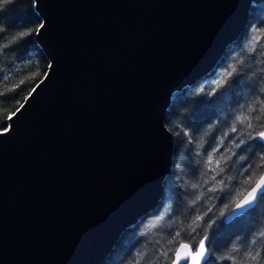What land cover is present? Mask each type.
Instances as JSON below:
<instances>
[{"label":"water","instance_id":"95a60500","mask_svg":"<svg viewBox=\"0 0 264 264\" xmlns=\"http://www.w3.org/2000/svg\"><path fill=\"white\" fill-rule=\"evenodd\" d=\"M254 1L39 0L52 67L0 135V264H99L157 205L171 96L217 65Z\"/></svg>","mask_w":264,"mask_h":264},{"label":"trees","instance_id":"16d2710c","mask_svg":"<svg viewBox=\"0 0 264 264\" xmlns=\"http://www.w3.org/2000/svg\"><path fill=\"white\" fill-rule=\"evenodd\" d=\"M30 5L31 0H0V23L27 22L35 11ZM253 37L260 39L257 41ZM237 61L243 63L237 64ZM48 64L35 37L16 47L15 51L6 49L0 53V74L9 76L4 81L0 75V130L7 125L8 116L42 79ZM231 66L246 73L243 79L231 87L225 85L213 104L194 105V92L199 86L206 79H214L215 72H223ZM261 68H264V0H255L245 28L225 49L217 65L193 85L173 94L164 117V124L172 133V168L163 183L162 196L149 213L120 235L99 264H170L180 243L186 242L195 248L200 238L212 232L207 224L209 218L218 219L223 204L230 202L232 207L264 172V161L259 159L264 149L254 147L250 152L242 153L246 160L233 155L239 152L233 140L240 133L247 140L249 131L248 121L239 124L237 116L243 118L249 115V108L256 109L251 114L252 131L264 130L256 121L257 116L264 119ZM233 125L239 133L231 132ZM217 148L219 151L214 152ZM210 155L211 164L208 163ZM248 164L251 168L245 172ZM221 168L224 172L217 175ZM249 177L251 183L245 184ZM221 179L227 186L225 191L209 192V188L224 187L217 183ZM209 208L212 212H208ZM197 215L202 217L200 221L196 220ZM260 232H264V205L255 206L245 217H233L225 222L213 235L211 264H217L222 257L233 258L224 259L223 264H254L247 253L255 254L256 250L264 249V237L259 236ZM163 252L168 253V260L163 255L157 258L158 253Z\"/></svg>","mask_w":264,"mask_h":264},{"label":"snow or ice","instance_id":"6c2138e0","mask_svg":"<svg viewBox=\"0 0 264 264\" xmlns=\"http://www.w3.org/2000/svg\"><path fill=\"white\" fill-rule=\"evenodd\" d=\"M33 9H38L39 0H31V5ZM2 11V9H0ZM33 25H35L33 27ZM47 28L46 18L40 16L36 11H33L32 18L27 22H20L19 24H4L0 23V53H3L6 49L15 51L16 47L20 46L21 44L27 42L29 38L36 37L39 38L42 36ZM23 29V30H20ZM255 40H259V37H253ZM243 61H237V64H242ZM49 68L52 65L48 66ZM249 71H251L249 69ZM2 75L4 81L9 79V76ZM215 76L214 79H206L203 85L199 86L198 90L194 92L193 96V104L194 105H211L214 103V99L218 93L222 92L225 85L231 87L235 85L239 80L243 79V76L246 73H241L238 67L231 66L225 68L223 72H215L213 74ZM50 76L49 72L44 73V77L40 82L32 88L31 92H29L28 96L24 98V102L20 104V106L16 109L15 112L11 113L8 116L9 123L6 126H3V132L0 135L8 133L11 131L12 124L11 121L17 117L22 110L26 107V105L30 102L31 98H33L34 94L37 92L38 88L47 80ZM259 79L264 80V68L260 69V76ZM21 83H24L21 81ZM2 95V94H0ZM262 109H264V102L261 104ZM256 109L249 108L248 112L249 115L244 116H237L236 120L239 124H243L245 120L248 121L247 129L249 130L247 135L248 139L245 140L243 138V133H240L237 138L233 140L234 147L239 150L238 153H233V155L237 156L240 160H246L247 157L242 153L250 152L254 147H259L264 149V130L260 131H252L253 130V123L251 122V114L254 113ZM257 125L264 129V119L261 116L256 117ZM168 130V129H165ZM232 133H239V129L237 126L233 125L231 128ZM187 135V133H186ZM225 135H228L227 133ZM214 152H218L219 149H214ZM225 151H229V149H225ZM230 159V157H229ZM259 159L264 161V153H261ZM208 163H212V156L210 155L208 158ZM217 165L219 166L220 161H216ZM251 165L248 164L245 166L244 171L247 172L250 170ZM224 172V169L221 168L220 172L217 175H220ZM215 179V177H213ZM218 184L223 185L217 189L216 187L209 188V192H224L226 189L225 181L223 179L217 181ZM245 184L251 183V177L244 181ZM197 200L200 199L199 196L196 198ZM224 199V197H221ZM257 205H264V172H262L259 176V179L256 180L255 185L251 186L250 191L247 192V195L244 196L242 200H239L235 203L234 207L230 206L229 203L223 204V209L219 212L218 219L209 218L207 221L208 228L212 229L211 233H206L203 238L199 239L198 247L195 248L193 251L189 244L181 243L179 248L175 251V259L171 260V264H180L181 261L184 264H211L213 259V252L210 251L212 245V238L216 232L219 231V228L225 224L226 219L230 217H245L248 213ZM212 208L208 209V212H212ZM207 213H205V216ZM202 219L201 216L197 215L196 220L200 221ZM179 235V234H177ZM259 236L264 237V232H260ZM159 255H163L166 260L169 259L168 253H158L157 258ZM247 257L254 262V264H261L264 261V249L256 250L255 254L252 252L247 253ZM224 259H233L232 257H222L220 260L217 261V264H223ZM139 264V262H137Z\"/></svg>","mask_w":264,"mask_h":264},{"label":"bare ground","instance_id":"6f19581e","mask_svg":"<svg viewBox=\"0 0 264 264\" xmlns=\"http://www.w3.org/2000/svg\"><path fill=\"white\" fill-rule=\"evenodd\" d=\"M173 157V156H172ZM164 185V184H163ZM248 191V190H247ZM160 200V199H159ZM233 207V206H232ZM130 228V227H129ZM184 243H186V242H184ZM187 244H189V243H187ZM190 245V244H189ZM191 247V246H190ZM192 248V247H191ZM196 248V247H195ZM195 248H192V250H194Z\"/></svg>","mask_w":264,"mask_h":264},{"label":"rangeland","instance_id":"374dc122","mask_svg":"<svg viewBox=\"0 0 264 264\" xmlns=\"http://www.w3.org/2000/svg\"><path fill=\"white\" fill-rule=\"evenodd\" d=\"M172 96H173V94H172ZM166 180V179H165Z\"/></svg>","mask_w":264,"mask_h":264}]
</instances>
